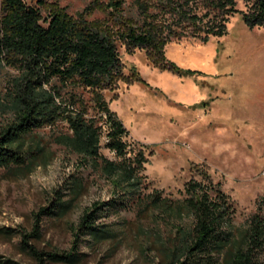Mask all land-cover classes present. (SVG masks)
Instances as JSON below:
<instances>
[{
  "label": "trees",
  "instance_id": "1",
  "mask_svg": "<svg viewBox=\"0 0 264 264\" xmlns=\"http://www.w3.org/2000/svg\"><path fill=\"white\" fill-rule=\"evenodd\" d=\"M244 1L245 9L237 7V0H91L72 13L57 2L0 0V68H8L5 95L11 111L0 128V169L31 164L34 153L43 148L34 150L27 137L35 129L65 123L54 140L77 155L66 179L70 191L77 196L83 190L81 169L87 167L109 184V198L94 201L80 217L69 251H40L29 238L40 236L42 215L62 213L70 201L58 194L40 208L33 231H22V242L37 264L75 263L85 238L114 236L115 231L99 221L111 208H155L187 216L189 222L180 220L174 236L164 242L169 264H264V194L235 237L234 202L219 185L190 179L184 197L174 203L158 189L146 192L148 154L143 144L127 138L128 129L105 97L120 82H145L133 63L125 70L121 47L129 53L143 49L154 66L190 75L197 71L169 60L166 44L185 36L202 41L221 36L236 13L249 28L264 25V0ZM96 9L104 15L91 19ZM102 143L113 158L101 154Z\"/></svg>",
  "mask_w": 264,
  "mask_h": 264
},
{
  "label": "rangeland",
  "instance_id": "2",
  "mask_svg": "<svg viewBox=\"0 0 264 264\" xmlns=\"http://www.w3.org/2000/svg\"><path fill=\"white\" fill-rule=\"evenodd\" d=\"M43 1L57 2L72 13L91 2ZM237 7L245 9V1L237 0ZM103 15L96 9L89 17ZM120 54L125 70L133 63L145 82H120L105 97L128 129L127 138L143 144L148 154L143 171L146 192L158 189L174 203L182 200L190 179L219 185L234 202V233L240 237L264 194V25L249 28L236 13L221 36L207 41L194 36L170 40L166 57L197 71L190 75L154 66L143 49L129 53L121 47ZM7 71L0 68V128L11 117L5 95ZM65 127L58 123L35 129L27 141L34 150L38 145L43 149L34 153L32 163L0 169V264H37L22 242V231H33L35 214L54 196L61 194L70 203L62 213L42 215L40 236L29 238L40 251H69L83 213L94 201L109 198L108 182L92 167L81 169L83 190L77 196L70 191L66 179L77 155L54 140ZM100 152L114 157L103 143ZM180 220L189 222L185 215L155 208H111L99 221L107 223L114 236L85 238L75 263L50 260L47 264H169L164 242L174 236Z\"/></svg>",
  "mask_w": 264,
  "mask_h": 264
}]
</instances>
